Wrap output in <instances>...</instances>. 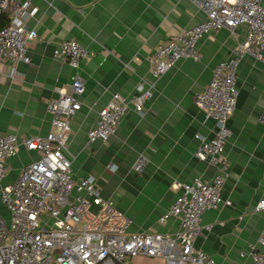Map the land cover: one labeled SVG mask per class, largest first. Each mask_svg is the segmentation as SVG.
I'll return each instance as SVG.
<instances>
[{
  "label": "crops",
  "instance_id": "crops-1",
  "mask_svg": "<svg viewBox=\"0 0 264 264\" xmlns=\"http://www.w3.org/2000/svg\"><path fill=\"white\" fill-rule=\"evenodd\" d=\"M37 12L27 23L39 37L28 41L30 62H0V133L44 134L50 129L47 101L56 88L67 86L74 72L52 49L60 38H76L87 47L79 73L85 90L81 107L70 117L67 150L74 177L93 176L102 193L133 220L131 230H154L175 236L179 220L159 215L181 192V184L196 176L210 177L218 167L194 156L196 134L211 137L213 118L193 101L214 66L227 58L244 38L246 26L222 27L198 41L199 60L180 58L158 79L150 74L148 56L164 39L201 21L205 14L192 0H27ZM15 67L16 72L12 73ZM153 81L152 97L142 113L132 107L106 142L88 140L98 109L113 92L130 96L139 81ZM237 97L227 124V158L223 196L230 204L209 208L194 245L216 264H249L250 243L264 228V64L244 56L236 70ZM38 151L20 146L8 159L4 183L15 179ZM142 158L140 171L133 163ZM0 211L8 212L0 202ZM261 248V246H257ZM243 252V253H242ZM135 264H164L162 256H137Z\"/></svg>",
  "mask_w": 264,
  "mask_h": 264
},
{
  "label": "built area",
  "instance_id": "built-area-1",
  "mask_svg": "<svg viewBox=\"0 0 264 264\" xmlns=\"http://www.w3.org/2000/svg\"><path fill=\"white\" fill-rule=\"evenodd\" d=\"M205 14L196 24L162 40L148 56L150 74L158 79L180 58L199 60L198 41L204 35L226 27L233 32L246 26L244 38L231 54L213 68L210 81L194 94V104L215 121L211 137L201 133L194 156L218 167L210 177L196 176L181 184V192L159 215L165 222L175 216L179 230L175 236L154 230H131L133 220L120 209L111 195L102 193L93 178L74 177L67 150L70 117L81 107L85 90L79 73L80 61L88 49L76 38H60L52 49L54 57L65 58L74 72L67 86L57 87V95L47 101L50 129L44 134L18 136L0 133V264H135L137 256H162L164 264H216L214 258L194 245L203 228L202 215L209 208L230 204L223 196L227 158L224 145L231 134L227 124L236 104V70L241 59L250 55L264 64V0H192ZM9 18L0 29V62H30L27 43L39 37L27 21L37 6L27 0H0V11ZM16 72L15 67L12 73ZM153 81H139L130 96L113 92L97 111L88 129V140L106 142L130 107L139 113L152 97ZM264 123V108L259 116ZM20 146L38 151L10 182L3 179L8 159ZM139 156L132 167L140 171ZM264 209V198L254 210ZM261 246V248L257 247ZM243 253V252H242ZM249 264H264V228L256 243L248 247Z\"/></svg>",
  "mask_w": 264,
  "mask_h": 264
},
{
  "label": "trees",
  "instance_id": "trees-1",
  "mask_svg": "<svg viewBox=\"0 0 264 264\" xmlns=\"http://www.w3.org/2000/svg\"><path fill=\"white\" fill-rule=\"evenodd\" d=\"M9 18V13L6 10L0 11V29L6 24Z\"/></svg>",
  "mask_w": 264,
  "mask_h": 264
},
{
  "label": "rangeland",
  "instance_id": "rangeland-1",
  "mask_svg": "<svg viewBox=\"0 0 264 264\" xmlns=\"http://www.w3.org/2000/svg\"><path fill=\"white\" fill-rule=\"evenodd\" d=\"M65 154H67L68 156L70 155L68 152V150H64Z\"/></svg>",
  "mask_w": 264,
  "mask_h": 264
}]
</instances>
